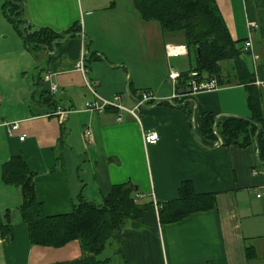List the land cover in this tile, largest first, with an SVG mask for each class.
Instances as JSON below:
<instances>
[{
	"label": "crops",
	"instance_id": "0c3cea01",
	"mask_svg": "<svg viewBox=\"0 0 264 264\" xmlns=\"http://www.w3.org/2000/svg\"><path fill=\"white\" fill-rule=\"evenodd\" d=\"M215 2L231 39L240 42L264 107V0ZM23 18L28 32L46 28L63 33L80 24L83 39L68 37L55 51L52 46L28 50L15 28L22 42L6 31L12 42L3 46L0 74L14 76L11 86L0 85V123L18 121L20 128L10 137L0 126V217L10 212L12 224L10 242L0 231V264H56L82 257L78 241L60 248L30 244L18 212L20 191L1 180V165L11 156L23 157L34 174L36 199L47 216L70 213L80 193L100 204L114 185L138 187V204L146 209L116 233L115 264H264V169L257 149L220 146L200 130L203 113L250 118L247 91L233 80L232 62L220 63L231 84L178 95L188 80L172 86L164 71L174 70L173 60H189L188 49L186 55L167 53V48L185 46L181 37L164 38L159 24L140 18L132 0H25ZM248 23L256 24L250 36ZM248 38L256 60L243 50ZM83 49L87 76L98 83L101 99L121 95L122 103L133 107L143 92L151 93L153 100L140 111L141 124L128 115L118 120L113 108L101 114L84 110L93 98L75 69ZM47 74L58 87L55 93L44 80ZM147 77L158 81L144 84ZM183 105L194 111L191 119ZM57 108L73 110L62 125L57 117H45ZM84 127L93 133L90 145ZM144 131L156 132L158 142L144 145ZM182 182L192 183L196 194H214V208L160 224L151 194L156 203L174 200Z\"/></svg>",
	"mask_w": 264,
	"mask_h": 264
},
{
	"label": "trees",
	"instance_id": "16d2710c",
	"mask_svg": "<svg viewBox=\"0 0 264 264\" xmlns=\"http://www.w3.org/2000/svg\"><path fill=\"white\" fill-rule=\"evenodd\" d=\"M24 19L25 0H0V9L20 37L26 49L39 50L41 46H30L29 43L53 46L56 40L65 37L81 36L80 24L72 26L63 33H55L41 28L22 34L19 27L22 23L14 21ZM133 6L143 21H154L160 26L163 37L179 35L183 45L188 49L192 70L196 79H215L218 85L231 84L229 78L222 75L221 62H232L233 80L243 85L247 91V105L253 123L231 116L216 117L212 113L200 116V130L205 139L220 141V146L235 145L240 148L255 146L259 166L264 162V107L261 104L262 92L255 87L254 77L248 71L243 59L240 42L233 41L220 16L215 0H132ZM189 73H182L176 87L189 80ZM229 79V80H228ZM188 119L194 111L183 105ZM256 124L262 127L256 134ZM263 169H264V165ZM34 174L29 170L23 157L11 156L1 165V180L5 185L15 186L20 191L18 212L21 220L28 227V237L32 246L60 248L72 241H78L82 257L73 261L56 264H115L114 258L99 259L106 246L110 248L116 242V233L130 221L142 217L146 205L138 204L141 197L138 187L133 183L114 185L111 191L102 198L100 204L88 201L82 193L77 197L72 211L68 214L47 216L42 203L35 195ZM214 194H196L192 183L182 182L174 200L157 203L160 224L178 222L193 213L209 211L215 206ZM10 212L5 214L6 222L0 218L1 237L5 243L11 240L12 224ZM114 257L119 250L113 247Z\"/></svg>",
	"mask_w": 264,
	"mask_h": 264
},
{
	"label": "built area",
	"instance_id": "2783aa9c",
	"mask_svg": "<svg viewBox=\"0 0 264 264\" xmlns=\"http://www.w3.org/2000/svg\"><path fill=\"white\" fill-rule=\"evenodd\" d=\"M256 27L255 23H248V32L249 36L251 35V32ZM82 30V27H81ZM82 39L83 35L81 33ZM243 50L247 52L253 60L257 59V55L254 53L253 45L251 43V39L248 38L245 43ZM167 53L171 54L172 56H180V55H186L187 54V48L185 46L181 47H172L167 48ZM75 69L81 74L84 82V88L86 91L92 96V100H88L84 104V110L86 112H96V113H104L107 109H115L117 111V119L122 120V117L124 115H128L131 118H133L138 124H141V117H140V111L143 110L148 103H150L153 100V96L150 92L146 91L143 92L140 99L137 100L133 107H127L122 103L123 97L121 95H117L114 97L112 101H106L101 99L99 96H97L95 88L97 87L98 83L92 81L87 76V67L85 65V51L82 50L80 57L78 61L75 64ZM195 72H191L188 75V88L191 90V94L200 92V91H208V90H215L218 88V85L216 83V80L211 79L208 81L201 80L198 81L196 77ZM181 77V74L177 72H170L169 79L173 82L175 85L177 83V80ZM44 80L46 82H50L51 80V74H47L44 77ZM258 84V83H256ZM50 90L52 93H55L58 90V87L55 83L50 82ZM1 98H0V104H1ZM73 113V110L71 109H62L57 108L52 114L45 115V117H57L59 123L62 125L66 119L69 117V115ZM0 126L6 127L8 136H13L17 131H19L20 128V122H3L0 123ZM83 132L85 134V139L88 145L92 144L94 142V136L90 128L84 127ZM25 138L24 134L20 135V139L23 140ZM158 135L156 132L151 131H144L142 132V140L144 145H154L158 142ZM261 196V192L259 190L256 191V197L259 198ZM152 200L154 205L157 208V203L154 200L153 194H151ZM5 241V240H4Z\"/></svg>",
	"mask_w": 264,
	"mask_h": 264
},
{
	"label": "rangeland",
	"instance_id": "374dc122",
	"mask_svg": "<svg viewBox=\"0 0 264 264\" xmlns=\"http://www.w3.org/2000/svg\"><path fill=\"white\" fill-rule=\"evenodd\" d=\"M3 14H2V11L0 9V59L2 58V53H3V46L6 45V44H11L12 42V37H10L9 34H7V32L11 33V34H15L14 38H18V39H15V40H20L18 42H22L19 35L17 34V32L13 31L14 27L12 25H9L5 20H7L6 18H3ZM155 26L158 25L157 22L154 23ZM21 26L19 27V30H20ZM7 31V32H6ZM12 36V35H11ZM38 52V51H37ZM246 59V56L244 57ZM4 64L5 63H2V61L0 60V68L1 70L3 69L4 67ZM170 65L172 67V69H174L173 71H168L167 67H165V71H164V76H165V72H167V75L169 77V74L170 72H177V73H185V72H188L190 71V62L187 58H179L177 60H173L170 62ZM166 66V65H165ZM179 73V74H180ZM12 75V74H11ZM14 75L11 76V78L13 77ZM167 77V78H168ZM11 78H4L2 74H0V85L1 86H4V87H7V86H11ZM15 80L17 81L18 77H14ZM17 78V79H16ZM23 77H21V80H22ZM165 79V77H164ZM158 80H156L155 78L153 77H147L145 79V81H143L144 84H156ZM18 82V81H17ZM172 83V86H173V82L171 81ZM22 102H20L21 104ZM5 214H2V223H5L6 222V219H5ZM112 246V245H111ZM106 258H112V247L110 248L109 246H106L103 253L100 255L99 259L103 260V259H106Z\"/></svg>",
	"mask_w": 264,
	"mask_h": 264
},
{
	"label": "water",
	"instance_id": "95a60500",
	"mask_svg": "<svg viewBox=\"0 0 264 264\" xmlns=\"http://www.w3.org/2000/svg\"><path fill=\"white\" fill-rule=\"evenodd\" d=\"M11 2V4H14V5H18L19 6V10L14 14V16H13V18H14V21L15 22H20V23H22V25H21V28H20V32L22 33V34H24L25 33V29H27L28 27H29V22L26 20V19H18L17 18V14L18 13H20L21 11H22V9H23V7L20 5V4H18V3H16V2H14V1H10ZM66 39H67V37H65V38H63V39H61V40H56V41H54L53 43H52V49H53V51H55L56 50V46L57 45H60V44H63L65 41H66ZM88 41V40H87ZM29 45L30 46H41L42 48H45V49H47L48 51H49V47H47V46H44V45H37V44H33V43H29ZM88 56H86V58H87ZM177 94L178 95H188V94H191V90L189 89V88H183V89H181V90H178L177 91ZM167 102H171L170 100H168ZM180 106V105H179ZM238 118H240V117H238ZM241 119H244V120H246V121H248V122H250V123H253V121L251 120V119H247V118H241ZM261 129H262V127L260 126V125H258V124H256V134H258L260 131H261ZM262 165H264V162L263 163H261Z\"/></svg>",
	"mask_w": 264,
	"mask_h": 264
}]
</instances>
